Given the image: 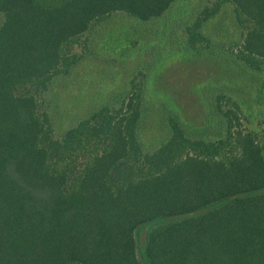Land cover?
I'll return each mask as SVG.
<instances>
[{
	"label": "trees",
	"instance_id": "obj_1",
	"mask_svg": "<svg viewBox=\"0 0 264 264\" xmlns=\"http://www.w3.org/2000/svg\"><path fill=\"white\" fill-rule=\"evenodd\" d=\"M175 1L0 0V264H142V228L147 264H264V0H214L185 29L189 50L222 51L250 85L246 106L215 93V132L169 117L145 150L137 83L59 137L43 106L110 15L147 22ZM225 5L228 47L204 32Z\"/></svg>",
	"mask_w": 264,
	"mask_h": 264
},
{
	"label": "rangeland",
	"instance_id": "obj_2",
	"mask_svg": "<svg viewBox=\"0 0 264 264\" xmlns=\"http://www.w3.org/2000/svg\"><path fill=\"white\" fill-rule=\"evenodd\" d=\"M213 2L176 0L161 17L147 22L114 13L87 34L86 49L82 44L76 47L82 58L71 74L53 80L44 95L43 106L55 136L94 110L117 106L133 83L142 88L137 132L145 150L167 141L169 117L177 118L187 132L217 131L219 118L212 109L215 93L230 89L234 99L246 106L250 85L222 51L196 53L186 47L185 29ZM233 17L232 7L225 5L205 23L204 32L228 47L240 37ZM145 230L135 233L142 264H147Z\"/></svg>",
	"mask_w": 264,
	"mask_h": 264
}]
</instances>
